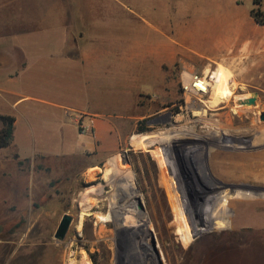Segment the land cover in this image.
Listing matches in <instances>:
<instances>
[{
	"label": "rangeland",
	"instance_id": "374dc122",
	"mask_svg": "<svg viewBox=\"0 0 264 264\" xmlns=\"http://www.w3.org/2000/svg\"><path fill=\"white\" fill-rule=\"evenodd\" d=\"M158 2L121 0L120 26L130 21L148 31L146 21L154 26L150 18L157 13L151 6ZM239 2L247 7L248 0ZM248 6L252 26H210L222 29L212 42L203 40L208 26H192L193 38L183 40L176 36L188 26L173 22L168 36L165 26L152 32L150 46L168 44L176 51L167 61L148 63L152 87L138 101L144 117L122 127L118 154L100 172L41 161L31 174L0 149V264H65L72 252L77 264H126L130 234L138 238V257L129 252L137 264H264V25L250 16L252 0ZM108 9L105 3V21ZM174 10L169 3V14ZM215 44L219 53L209 54ZM217 66L230 72L234 96L211 110L204 105L207 96L184 95L181 81L184 74L206 76ZM248 93L259 108L234 112L237 99ZM201 109L205 116L196 115ZM131 199L138 216H130ZM124 209L127 218L119 215ZM81 212L89 216L78 226ZM64 214L72 222L57 240ZM99 216L106 220L100 223ZM117 246L125 250L123 260Z\"/></svg>",
	"mask_w": 264,
	"mask_h": 264
},
{
	"label": "crops",
	"instance_id": "0c3cea01",
	"mask_svg": "<svg viewBox=\"0 0 264 264\" xmlns=\"http://www.w3.org/2000/svg\"><path fill=\"white\" fill-rule=\"evenodd\" d=\"M120 6L121 0H0V115L14 118L3 158L28 165L31 174L41 161L100 172L118 154L122 127L144 117L138 101L152 87L148 63L176 51L150 46L153 31L165 26L168 36L170 22L188 26L176 36L183 40L193 38L192 26H208L203 38L212 42L222 29L210 26H252L239 0H159L149 7L157 13L154 26L145 20L148 31L130 21L120 26ZM76 112L87 115L90 133L79 132Z\"/></svg>",
	"mask_w": 264,
	"mask_h": 264
},
{
	"label": "bare ground",
	"instance_id": "6f19581e",
	"mask_svg": "<svg viewBox=\"0 0 264 264\" xmlns=\"http://www.w3.org/2000/svg\"><path fill=\"white\" fill-rule=\"evenodd\" d=\"M197 40V44L199 46H202V42L200 41V39H196ZM205 41V39H203ZM207 42V40H206ZM214 43V42H213ZM219 45V44H218ZM217 44H215L214 46H211L210 48H207L206 50L209 51V54H217L219 53V46ZM222 45V44H221ZM224 47V46H223ZM221 48V47H220ZM247 51V49H246ZM259 65V64H258ZM206 76L205 78H209V79H206L205 80V84L207 86V88H204L205 90V93H203L201 96H199V98H203L204 96H207L206 100L204 101V105L206 108H209L211 110H216L218 108V106L220 105H223L225 104L227 101H229L234 95H233V90L232 88L227 84L228 80L231 78V74L228 70L224 69L223 67H216L213 71L212 70H209L207 71V73H205ZM183 77L187 80L189 75L188 74H184ZM250 94H246L244 95L243 97H241L240 99L238 98L237 101L239 100H246L248 98H250ZM237 98V97H236ZM200 103H202L203 101L202 100H199ZM258 102V101H257ZM233 111L236 112V113H239V110H242L244 109L245 111H254L255 109H258L259 108V105L258 103H256L253 107H247L246 105H241L240 103H237L235 102V107H232ZM202 111L200 113H197L196 115L197 116H205L204 114H207L206 111H203V109H201ZM257 111V110H256ZM203 112V113H202ZM258 112V111H257ZM242 114V113H241ZM181 118V116L179 117ZM229 118V117H228ZM227 119V118H226ZM228 120V119H227ZM182 121V120H181ZM230 122V120H228ZM179 123V122H178ZM184 124V123H183ZM179 125V124H178ZM183 128V127H182ZM150 145H153V144H156L155 141L151 140L149 141ZM240 149V153L243 152V148H239ZM238 149V150H239ZM245 152V151H244ZM243 155V154H242ZM245 155V154H244ZM243 155V156H244ZM130 207V208H129ZM131 207L133 208V212L131 215H136L138 216L139 212L138 210L136 209V206L135 204L133 203V199H131V202L130 204L128 205V208L131 209ZM126 210L124 209V211H120V217H121V212H122V215L124 217L127 218L128 216V212H125ZM124 212V213H123ZM89 214L87 213H82L79 214V221H78V226L81 225L82 221L85 219V217H88ZM264 217V215H262ZM98 220L99 222L101 223L102 221L106 220V218L104 216H99L98 217ZM142 219L140 218V221L139 223L142 224ZM103 223V222H102ZM84 224V223H83ZM82 224V225H83ZM118 226V225H117ZM127 229V228H126ZM79 231V230H78ZM81 231V230H80ZM56 232V231H55ZM98 233H101V232H98ZM55 234V233H54ZM102 234H98V238L97 239H100ZM134 239V240H133ZM142 235H140V240L142 241ZM129 240H130V244L132 243V246L133 248L132 251L130 253H132V255L135 257H138L137 253H136V250H137V243H138V238L137 236L136 237H133L131 236V234L129 235ZM136 242H133L135 241ZM136 244V246H135ZM73 248V245H68V249L69 251ZM54 250V249H53ZM57 251V250H55ZM82 254V253H81ZM84 254V253H83ZM75 253H70L69 255H67L68 259L66 261L65 264H77V261H75ZM86 256V255H85ZM77 258V257H76ZM87 258V257H86ZM53 259V258H52ZM88 259V258H87ZM137 260V259H135ZM52 261V260H51ZM50 261V262H51ZM85 261V260H84ZM139 261V260H138ZM49 262V264H50ZM135 262V261H134ZM137 264V263H136ZM139 264V263H138ZM141 264V263H140Z\"/></svg>",
	"mask_w": 264,
	"mask_h": 264
},
{
	"label": "built area",
	"instance_id": "2783aa9c",
	"mask_svg": "<svg viewBox=\"0 0 264 264\" xmlns=\"http://www.w3.org/2000/svg\"><path fill=\"white\" fill-rule=\"evenodd\" d=\"M189 77L186 80L185 78L181 81V87L184 91V95L188 97H198L205 93L204 88H207L205 84V76H201L197 73L188 74ZM70 110H67V114ZM73 122L75 123L77 129L81 133H90L91 127L90 124L84 122L87 118V115L84 113L76 112L72 115Z\"/></svg>",
	"mask_w": 264,
	"mask_h": 264
},
{
	"label": "trees",
	"instance_id": "16d2710c",
	"mask_svg": "<svg viewBox=\"0 0 264 264\" xmlns=\"http://www.w3.org/2000/svg\"><path fill=\"white\" fill-rule=\"evenodd\" d=\"M252 5L256 8L250 11V16L259 25H264V12L260 9L261 1L252 0ZM0 149L9 147L13 141L14 118L0 115ZM16 158V157H15Z\"/></svg>",
	"mask_w": 264,
	"mask_h": 264
},
{
	"label": "water",
	"instance_id": "95a60500",
	"mask_svg": "<svg viewBox=\"0 0 264 264\" xmlns=\"http://www.w3.org/2000/svg\"><path fill=\"white\" fill-rule=\"evenodd\" d=\"M255 100H256V95L253 94V96L251 98H248L246 100H239L238 103H240L241 105L249 106V105H254ZM260 119L262 121H264V114L261 115ZM139 208H141V205H139ZM71 222H72L71 216H69L68 214H64L62 216L60 222H59L57 229H56V232L54 234V238L57 240L64 238L65 234L67 233V231L69 229ZM153 247H154V243H153Z\"/></svg>",
	"mask_w": 264,
	"mask_h": 264
},
{
	"label": "flooded vegetation",
	"instance_id": "af4514ba",
	"mask_svg": "<svg viewBox=\"0 0 264 264\" xmlns=\"http://www.w3.org/2000/svg\"><path fill=\"white\" fill-rule=\"evenodd\" d=\"M122 233V237H125V236H128L127 234L128 233H126V232H121ZM130 248V247H129ZM129 248H128V250H127V260H126V264H136L135 262H134V258H133V256L129 253ZM125 250H123L121 247H118L117 246V248H116V252L117 253H120V258H121V260H123V252H124ZM119 264H125V263H123L122 261H120V263Z\"/></svg>",
	"mask_w": 264,
	"mask_h": 264
}]
</instances>
